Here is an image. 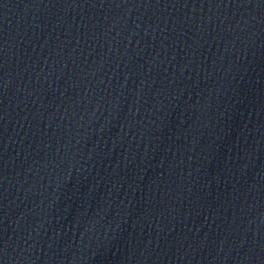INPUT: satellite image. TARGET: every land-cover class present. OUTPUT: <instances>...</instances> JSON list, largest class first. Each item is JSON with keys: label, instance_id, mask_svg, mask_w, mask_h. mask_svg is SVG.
Returning a JSON list of instances; mask_svg holds the SVG:
<instances>
[{"label": "water", "instance_id": "obj_1", "mask_svg": "<svg viewBox=\"0 0 264 264\" xmlns=\"http://www.w3.org/2000/svg\"><path fill=\"white\" fill-rule=\"evenodd\" d=\"M0 264H264V0H0Z\"/></svg>", "mask_w": 264, "mask_h": 264}, {"label": "snow or ice", "instance_id": "obj_2", "mask_svg": "<svg viewBox=\"0 0 264 264\" xmlns=\"http://www.w3.org/2000/svg\"><path fill=\"white\" fill-rule=\"evenodd\" d=\"M0 251H2V249H0Z\"/></svg>", "mask_w": 264, "mask_h": 264}]
</instances>
